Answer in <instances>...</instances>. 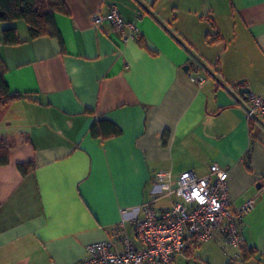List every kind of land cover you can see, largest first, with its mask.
I'll list each match as a JSON object with an SVG mask.
<instances>
[{
  "label": "crops",
  "instance_id": "crops-1",
  "mask_svg": "<svg viewBox=\"0 0 264 264\" xmlns=\"http://www.w3.org/2000/svg\"><path fill=\"white\" fill-rule=\"evenodd\" d=\"M64 1L56 34L30 39L26 26L18 28L24 42L0 45L10 90L26 95L0 107L9 144L0 165V264H74L104 239L122 249L114 232L122 220L140 246V208L157 196L159 208L176 200L156 195V173L202 177L213 163L229 171L233 207L256 201L241 226L254 252L246 260L242 246L218 235L175 264H264V125L198 63L184 70L190 52L137 0ZM141 1L224 83L245 78L264 97V0ZM113 5L137 23L146 46L94 24ZM101 120L122 133L93 136Z\"/></svg>",
  "mask_w": 264,
  "mask_h": 264
},
{
  "label": "built area",
  "instance_id": "built-area-1",
  "mask_svg": "<svg viewBox=\"0 0 264 264\" xmlns=\"http://www.w3.org/2000/svg\"><path fill=\"white\" fill-rule=\"evenodd\" d=\"M93 21L96 26L110 23L124 41L139 37L137 23L126 20L116 5L106 13L96 14ZM191 79L204 81L194 75ZM246 96L243 102L248 117L262 118L264 97L255 92ZM228 179L229 171L217 163L202 177L192 172L177 177L170 170L157 172L154 176L156 195L175 196L176 200L171 206L159 208L155 205L160 197L157 196L140 208L142 216L134 218L140 246L132 241L126 221L122 220L114 228L122 249L112 239L94 241L87 245L85 256L74 264H175L176 256L183 252L189 240L205 243L218 235L228 244L241 247L245 243L241 226L256 201L251 198L240 207H233Z\"/></svg>",
  "mask_w": 264,
  "mask_h": 264
},
{
  "label": "trees",
  "instance_id": "trees-1",
  "mask_svg": "<svg viewBox=\"0 0 264 264\" xmlns=\"http://www.w3.org/2000/svg\"><path fill=\"white\" fill-rule=\"evenodd\" d=\"M56 12H68V8L64 0H0V25L7 22H16L23 20L29 30V38L33 39L39 36L56 34L52 31L54 15ZM181 44L185 42L176 34L173 35ZM138 40L143 39L139 36ZM25 40L20 38L18 27L15 25L0 29V45H14L22 43ZM146 46V45H145ZM6 64L0 55V106L16 101L25 94L12 92L5 79ZM93 136H114L120 135L122 130L115 123L108 120L95 121L91 126ZM9 161V144L0 137V165ZM196 239L189 240L187 247L183 252L191 246L195 249L198 246ZM244 245V244H243ZM242 245V255L244 259H249L253 254L252 249H247ZM190 247V248H191ZM191 251L188 253L191 254Z\"/></svg>",
  "mask_w": 264,
  "mask_h": 264
},
{
  "label": "water",
  "instance_id": "water-1",
  "mask_svg": "<svg viewBox=\"0 0 264 264\" xmlns=\"http://www.w3.org/2000/svg\"><path fill=\"white\" fill-rule=\"evenodd\" d=\"M146 10L149 14H151L160 24H162L167 30H169L172 35L175 33L168 27L166 22L160 18V16L155 12L152 6H147L145 5L141 0H137ZM184 45V44H183ZM186 49L190 52L191 56L193 59L184 66V70H189L191 66L194 64L198 63L201 67H203L206 71L210 73V75L215 78L218 83H220L241 105L245 107V104L243 100L246 99V94L251 92V89L247 86L246 84V79L242 78L238 80L234 86L228 85L222 81L220 76L215 72V70L205 62L203 58H201L195 50L187 46L186 44L184 45ZM254 118L261 122L264 125V119L259 117L258 115H254Z\"/></svg>",
  "mask_w": 264,
  "mask_h": 264
},
{
  "label": "rangeland",
  "instance_id": "rangeland-1",
  "mask_svg": "<svg viewBox=\"0 0 264 264\" xmlns=\"http://www.w3.org/2000/svg\"><path fill=\"white\" fill-rule=\"evenodd\" d=\"M11 25H15V26H17L19 29H21V30H23L24 28H26V24H25V22L23 21V20H19V21H16V22H7V23H3V24H1L0 25V29H3L4 27H7V26H11ZM10 103H8V104H5V105H1L0 107H5V106H8ZM6 140V139H5ZM6 142L8 143V141L6 140ZM175 198V197H174ZM165 201V203H168L169 202V200L167 199V200H163V202ZM163 202H162V204H163ZM181 261V260H180ZM179 261V263L180 264H187L185 261L184 262H180ZM188 264H190V263H188ZM192 264V263H191Z\"/></svg>",
  "mask_w": 264,
  "mask_h": 264
}]
</instances>
